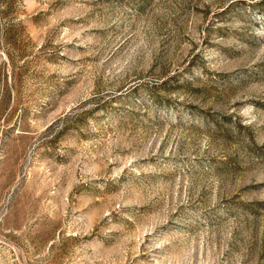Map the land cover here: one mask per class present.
<instances>
[{"label":"rangeland","instance_id":"1","mask_svg":"<svg viewBox=\"0 0 264 264\" xmlns=\"http://www.w3.org/2000/svg\"><path fill=\"white\" fill-rule=\"evenodd\" d=\"M0 264H264V0H0Z\"/></svg>","mask_w":264,"mask_h":264}]
</instances>
